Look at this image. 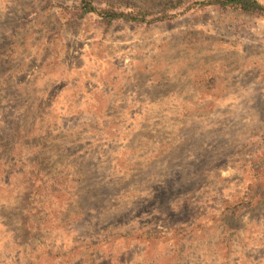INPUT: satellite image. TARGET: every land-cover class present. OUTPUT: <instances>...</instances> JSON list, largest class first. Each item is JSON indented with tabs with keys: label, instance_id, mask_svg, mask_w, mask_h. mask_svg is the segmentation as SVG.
Masks as SVG:
<instances>
[{
	"label": "rangeland",
	"instance_id": "obj_1",
	"mask_svg": "<svg viewBox=\"0 0 264 264\" xmlns=\"http://www.w3.org/2000/svg\"><path fill=\"white\" fill-rule=\"evenodd\" d=\"M78 2L0 0V264H264V15Z\"/></svg>",
	"mask_w": 264,
	"mask_h": 264
},
{
	"label": "trees",
	"instance_id": "obj_2",
	"mask_svg": "<svg viewBox=\"0 0 264 264\" xmlns=\"http://www.w3.org/2000/svg\"><path fill=\"white\" fill-rule=\"evenodd\" d=\"M176 2L178 4H174L172 7L179 5L181 0H176ZM196 2L199 5H214L225 11L234 10L245 14L264 15V6L259 3L258 0H196ZM78 7V17H82L87 13H95L100 16L101 20H103L106 24H110L114 20L118 19L138 22L142 21L146 15V12L142 10H137L134 12L116 10L112 7H97L93 0H79Z\"/></svg>",
	"mask_w": 264,
	"mask_h": 264
}]
</instances>
